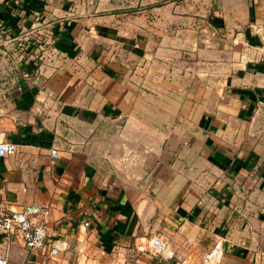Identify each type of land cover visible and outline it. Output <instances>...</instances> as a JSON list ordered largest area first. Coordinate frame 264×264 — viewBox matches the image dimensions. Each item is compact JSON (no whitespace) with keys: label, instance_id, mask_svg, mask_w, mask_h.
Here are the masks:
<instances>
[{"label":"crops","instance_id":"obj_1","mask_svg":"<svg viewBox=\"0 0 264 264\" xmlns=\"http://www.w3.org/2000/svg\"><path fill=\"white\" fill-rule=\"evenodd\" d=\"M145 2L154 45L84 56L72 19L0 0L1 208H48L59 250L34 264H114L152 234L166 250L140 264H264V0ZM36 25L60 33L11 61ZM0 249L31 257L18 231Z\"/></svg>","mask_w":264,"mask_h":264},{"label":"rangeland","instance_id":"obj_2","mask_svg":"<svg viewBox=\"0 0 264 264\" xmlns=\"http://www.w3.org/2000/svg\"><path fill=\"white\" fill-rule=\"evenodd\" d=\"M26 1V0H25ZM39 5L37 11L41 18H49L51 20L63 21L65 16L68 19H72L74 27H77L79 33L76 34V38L71 35L72 47L75 51L80 48L84 56H91L92 54H98L103 51L113 54L121 49L130 50L133 48H141L144 46L146 39H153L149 42V46L156 43L157 31L161 26L151 24L149 21L146 23L145 19V1L146 0H34ZM57 7V9H54ZM66 7V11H63ZM59 8V9H58ZM65 12V13H64ZM38 15H35L38 17ZM34 17V18H36ZM35 20V19H34ZM104 22L106 24H104ZM115 23L117 25H113ZM110 24V25H108ZM38 29L31 30L27 34V40H33L32 43H27L26 38L20 37V34L14 36L9 43V49L14 52V61H22L25 57L27 63L32 59L31 55L34 54L36 48L45 47L48 44H52V38L55 34L58 35L60 30L56 32L52 27L48 25H36ZM40 27V28H39ZM34 25L32 26V29ZM113 28H115L113 30ZM105 33L106 36L111 38L110 40H104L95 43L97 34ZM51 36V37H50ZM53 39H56L53 37ZM79 43V44H78ZM78 44V46H77ZM74 51V54L76 53ZM10 61V60H9ZM10 61V62H11ZM150 235H145L139 241L144 242L145 238ZM136 251L139 250L136 248ZM135 251V252H136ZM130 252V255H124L121 258H125L127 262H133L140 264L134 260V258L153 257L160 259L161 254H154L149 250L139 251L135 253ZM140 253L142 256H140ZM131 264V263H128Z\"/></svg>","mask_w":264,"mask_h":264},{"label":"built area","instance_id":"obj_3","mask_svg":"<svg viewBox=\"0 0 264 264\" xmlns=\"http://www.w3.org/2000/svg\"><path fill=\"white\" fill-rule=\"evenodd\" d=\"M33 40H27L32 43ZM16 143L10 140H0V157L15 153ZM50 156H57V150L51 148ZM48 214V208L38 204L23 205L18 209L3 210L0 205V231L5 232L11 237L16 231L21 234L25 246L29 249L31 257L27 264H34L33 259L36 256L47 253L55 255L59 246L54 244L48 246L46 242L47 227L45 216ZM88 224V221H85ZM144 242L135 243L139 251L149 250L154 254H162L166 250V241L158 234H152L145 238ZM223 251L220 243H215L213 248L204 256L205 262H211L217 258ZM0 264H9L5 251L0 249ZM114 264H128L126 259L116 260Z\"/></svg>","mask_w":264,"mask_h":264}]
</instances>
